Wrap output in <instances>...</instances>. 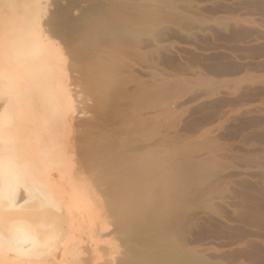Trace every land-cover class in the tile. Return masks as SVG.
Returning a JSON list of instances; mask_svg holds the SVG:
<instances>
[{"label":"bare ground","instance_id":"obj_1","mask_svg":"<svg viewBox=\"0 0 264 264\" xmlns=\"http://www.w3.org/2000/svg\"><path fill=\"white\" fill-rule=\"evenodd\" d=\"M48 1L0 0V264H227L179 229L231 174L212 126L182 123L245 78L163 67V29L196 20L188 0H67L44 19Z\"/></svg>","mask_w":264,"mask_h":264},{"label":"rangeland","instance_id":"obj_2","mask_svg":"<svg viewBox=\"0 0 264 264\" xmlns=\"http://www.w3.org/2000/svg\"><path fill=\"white\" fill-rule=\"evenodd\" d=\"M188 1L196 20L186 29H163V67L212 77L219 87L222 79L244 77L247 81L242 79L237 86L234 81L227 83L222 93L195 103L184 117V133L212 126V135L222 148L219 155L227 158L225 168L231 174L225 190L216 185L210 209L197 204L181 218L179 229L188 242L206 243L208 255L227 264H264V220L256 219L252 210L259 191L255 162L264 160V0ZM48 2L44 19L66 6L67 0ZM81 9L73 13L78 16ZM233 17L242 22L234 23ZM208 90L205 85L194 86L189 94ZM238 170L245 171L239 175ZM117 236L113 233L103 243L117 250L112 260L121 252L122 240ZM76 262L86 260L76 256Z\"/></svg>","mask_w":264,"mask_h":264}]
</instances>
